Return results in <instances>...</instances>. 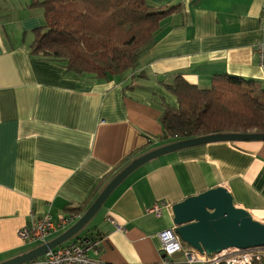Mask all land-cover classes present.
Segmentation results:
<instances>
[{"label":"crops","instance_id":"1","mask_svg":"<svg viewBox=\"0 0 264 264\" xmlns=\"http://www.w3.org/2000/svg\"><path fill=\"white\" fill-rule=\"evenodd\" d=\"M31 2L0 0V262L31 249L18 229L32 214L82 215L74 209L88 208L132 160L177 141L163 138L160 122L163 103L177 106L164 86L175 75L200 88L222 74L264 88L255 52L264 40L263 0H150L174 9L137 66L106 80L30 54L33 29L44 22ZM219 186L264 222V141L209 142L147 161L99 208L91 233L99 245L89 255L112 264L157 263V233L175 227L172 205ZM157 202L159 216L149 211Z\"/></svg>","mask_w":264,"mask_h":264},{"label":"trees","instance_id":"2","mask_svg":"<svg viewBox=\"0 0 264 264\" xmlns=\"http://www.w3.org/2000/svg\"><path fill=\"white\" fill-rule=\"evenodd\" d=\"M30 6L41 7L44 16L43 24L33 29L30 54L60 60L67 72L100 80L133 70L155 42L162 17L174 9L162 10L150 0H32ZM164 86L177 106H161L163 138L264 133V88L253 80L214 75L200 88L177 74Z\"/></svg>","mask_w":264,"mask_h":264},{"label":"water","instance_id":"3","mask_svg":"<svg viewBox=\"0 0 264 264\" xmlns=\"http://www.w3.org/2000/svg\"><path fill=\"white\" fill-rule=\"evenodd\" d=\"M264 141L261 132L214 133L172 142L153 149L132 160L106 184L86 211L65 231L29 251L0 262L23 264L71 239L96 214L116 186L132 171L163 154L186 147L220 141ZM175 233L198 251L213 253L227 248L247 249L264 246V223L254 219L245 209L237 207L224 187H215L186 197L172 205Z\"/></svg>","mask_w":264,"mask_h":264},{"label":"built area","instance_id":"4","mask_svg":"<svg viewBox=\"0 0 264 264\" xmlns=\"http://www.w3.org/2000/svg\"><path fill=\"white\" fill-rule=\"evenodd\" d=\"M261 29L264 30V0L261 5ZM260 66L264 67V40L255 46ZM163 203L151 205L149 211L154 215L161 214ZM81 214H60L56 218L50 212L41 216H30L25 225L18 229V235L24 244L41 245L52 239L54 235L65 231ZM112 223H115L109 218ZM160 242V260L155 264H263L264 246L247 249L227 248L213 253L198 251L184 243L175 233V227L166 228L157 233ZM99 240L84 237L79 241L63 243L48 250L42 256L23 264H112L89 255L96 251ZM34 248V247H33Z\"/></svg>","mask_w":264,"mask_h":264},{"label":"rangeland","instance_id":"5","mask_svg":"<svg viewBox=\"0 0 264 264\" xmlns=\"http://www.w3.org/2000/svg\"><path fill=\"white\" fill-rule=\"evenodd\" d=\"M100 215H101V209H99L98 212L88 221V223L82 229H80L73 237H82V236H85L87 234H91L93 232L94 225L99 221ZM254 219L258 220L257 217H255V216H254ZM260 222H262V221H260ZM262 223H264V222H262ZM68 241H70V239L67 240V242ZM33 247H35V246H32L31 249Z\"/></svg>","mask_w":264,"mask_h":264}]
</instances>
